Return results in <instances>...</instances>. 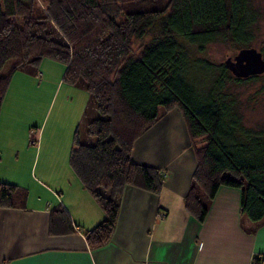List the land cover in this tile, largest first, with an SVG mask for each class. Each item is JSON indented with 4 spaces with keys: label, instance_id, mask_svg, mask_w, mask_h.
Masks as SVG:
<instances>
[{
    "label": "trees",
    "instance_id": "1",
    "mask_svg": "<svg viewBox=\"0 0 264 264\" xmlns=\"http://www.w3.org/2000/svg\"><path fill=\"white\" fill-rule=\"evenodd\" d=\"M258 19L254 0H167L160 10L137 12L120 0H0V72L7 65L0 106L13 75H35L46 59L62 64V82L86 91L94 104L68 157L103 212L83 235L89 248L110 241L126 187L158 195L164 172L133 162L131 152L174 109L195 158L184 210L203 222L206 202L225 186L241 191L239 210L250 222L264 218V126L244 125L228 87L258 75L236 78L225 65L232 57L210 56L212 48L226 56L251 47ZM83 136L94 142L83 143ZM26 197V189L0 181V207L24 205ZM57 219L72 231L65 214Z\"/></svg>",
    "mask_w": 264,
    "mask_h": 264
},
{
    "label": "crops",
    "instance_id": "2",
    "mask_svg": "<svg viewBox=\"0 0 264 264\" xmlns=\"http://www.w3.org/2000/svg\"><path fill=\"white\" fill-rule=\"evenodd\" d=\"M54 62L41 61L39 78L23 71L14 74L30 76L39 85L32 97H44V105L40 112L43 118L34 125L39 134L32 154L10 161L1 158L0 148V181L26 191V181L31 182L24 205L0 207V264H253L255 257L264 264V218L252 223L240 213L239 189L220 186L214 198L206 202L207 214L201 223L184 210L183 197L195 158L184 122L180 120L177 132L174 129L173 116L178 121V115L172 111L158 119L131 152L133 162L164 172L158 195L126 187L110 241L100 248H89L83 235L103 219V212L68 163L74 131L82 129L88 112V93L63 83L64 67ZM58 99L60 105L53 113ZM27 130L26 126L24 143L31 149ZM146 134L153 141L166 134L173 142L178 134L182 143L176 153L162 155L154 142L143 148ZM53 141L54 147L49 148ZM182 144L189 152L184 154L188 157L187 171L174 166ZM147 148L152 149L155 161L143 158ZM56 209L64 210L62 215L68 218L71 232L67 233V224L57 219L62 215Z\"/></svg>",
    "mask_w": 264,
    "mask_h": 264
},
{
    "label": "rangeland",
    "instance_id": "3",
    "mask_svg": "<svg viewBox=\"0 0 264 264\" xmlns=\"http://www.w3.org/2000/svg\"><path fill=\"white\" fill-rule=\"evenodd\" d=\"M167 0H120V3L124 5L128 12H137V11H145V10H160L164 7ZM254 6L258 10L259 19L254 27V41L251 44V47L255 48L257 51L261 52L262 57L264 59V0H254ZM214 51V52H213ZM236 52V51H235ZM235 52H227V55H221L218 53V49L212 48L210 50V56L215 59H225L227 56L233 57ZM49 61V60H47ZM60 67H64L62 64H59ZM49 67H44L43 70L49 71ZM7 70V65H5L0 74L4 75ZM51 72L56 73L54 68H52ZM18 73H21L18 71ZM33 75V74H29ZM37 78L40 77L39 71H36V74L33 75ZM229 91L233 93L238 99V111L242 116V120L245 126L249 128L257 129L259 127L264 126V73L258 75L256 80H250L240 84H231L228 85ZM39 90V85L30 80V76H16L14 75L11 78L7 91L2 99L0 106V148L2 149V157L10 161H15L16 159L21 160L25 154H32L33 149L38 145V129L34 128V125H38L42 120L41 110L43 108V100L42 97L40 100L35 96L32 97L34 91ZM60 105L59 99L57 100L53 113ZM87 111L91 114H88V118L92 117V112L95 113V108L93 102L90 100ZM41 112V113H40ZM159 116L162 112H159ZM174 115H178L177 118L173 116V126L175 131L177 132L179 129V122L182 120L181 112L177 109L172 110ZM166 115V114H162ZM161 115V116H162ZM180 118V119H179ZM160 119V117H159ZM52 116L47 120L49 126L51 125ZM169 122V127L172 130L171 122ZM27 126V142H31L29 149L25 143V128ZM37 133V134H36ZM81 140V138H80ZM83 143L91 144L94 142V138L83 136ZM153 143L157 146V153H161L162 155L170 156L173 153H176L178 150V144L182 143L180 136L176 134L175 140L170 137H167L166 134L163 136L153 140L149 139V135H145L143 137V148L149 143ZM56 142H51L48 146L49 148L54 147ZM150 143V145H152ZM44 146L41 149V155L44 153ZM188 147V145H186ZM148 151L143 150V158L154 160L150 151L152 149L147 148ZM4 150V151H3ZM181 156H178V160L174 163L178 165V169L180 170L183 166V170L187 171V158L184 157V154H188L189 152L185 147H181ZM40 156V155H39ZM155 161V160H154ZM35 165V164H34ZM194 170V168H193ZM38 171V170H37ZM36 171V175H37ZM165 175V174H164ZM163 175V177H164ZM229 176L228 173H226ZM31 184L29 181H26V188L28 191V186Z\"/></svg>",
    "mask_w": 264,
    "mask_h": 264
},
{
    "label": "water",
    "instance_id": "4",
    "mask_svg": "<svg viewBox=\"0 0 264 264\" xmlns=\"http://www.w3.org/2000/svg\"><path fill=\"white\" fill-rule=\"evenodd\" d=\"M225 65L236 78H247L264 73L262 54L253 47L238 50L232 59L225 60Z\"/></svg>",
    "mask_w": 264,
    "mask_h": 264
}]
</instances>
